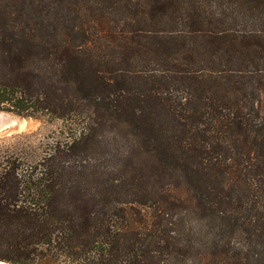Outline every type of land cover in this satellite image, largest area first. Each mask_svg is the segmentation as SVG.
Listing matches in <instances>:
<instances>
[{
    "label": "trees",
    "instance_id": "1",
    "mask_svg": "<svg viewBox=\"0 0 264 264\" xmlns=\"http://www.w3.org/2000/svg\"><path fill=\"white\" fill-rule=\"evenodd\" d=\"M264 0H0V111L66 124L0 173V262L264 264Z\"/></svg>",
    "mask_w": 264,
    "mask_h": 264
},
{
    "label": "rangeland",
    "instance_id": "2",
    "mask_svg": "<svg viewBox=\"0 0 264 264\" xmlns=\"http://www.w3.org/2000/svg\"><path fill=\"white\" fill-rule=\"evenodd\" d=\"M67 133L66 124L51 115L28 117L0 111V173H36L53 143Z\"/></svg>",
    "mask_w": 264,
    "mask_h": 264
},
{
    "label": "water",
    "instance_id": "3",
    "mask_svg": "<svg viewBox=\"0 0 264 264\" xmlns=\"http://www.w3.org/2000/svg\"><path fill=\"white\" fill-rule=\"evenodd\" d=\"M2 263V262H1Z\"/></svg>",
    "mask_w": 264,
    "mask_h": 264
}]
</instances>
